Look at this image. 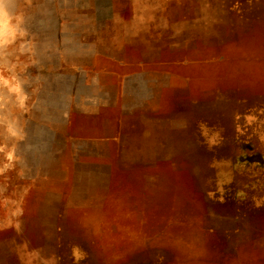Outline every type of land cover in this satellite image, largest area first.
<instances>
[{"label": "rangeland", "instance_id": "obj_1", "mask_svg": "<svg viewBox=\"0 0 264 264\" xmlns=\"http://www.w3.org/2000/svg\"><path fill=\"white\" fill-rule=\"evenodd\" d=\"M0 7V264H264V0Z\"/></svg>", "mask_w": 264, "mask_h": 264}, {"label": "crops", "instance_id": "obj_2", "mask_svg": "<svg viewBox=\"0 0 264 264\" xmlns=\"http://www.w3.org/2000/svg\"><path fill=\"white\" fill-rule=\"evenodd\" d=\"M220 59L224 60V57H220ZM230 82H231V70L228 71V67L225 66L224 74H223V86L225 87V91L227 89V91H228L227 93H229V94L231 92V90L229 91ZM212 83H213V85L211 87H212L213 91L215 92V94L222 92L221 88H219V84L215 80H213ZM215 104H216V101L212 100V101H210L209 106L207 108L214 109V107H215L214 105Z\"/></svg>", "mask_w": 264, "mask_h": 264}, {"label": "clouds", "instance_id": "obj_3", "mask_svg": "<svg viewBox=\"0 0 264 264\" xmlns=\"http://www.w3.org/2000/svg\"><path fill=\"white\" fill-rule=\"evenodd\" d=\"M0 4H2V0H0ZM8 21L5 18V13L2 7H0V37L4 35V30L7 27Z\"/></svg>", "mask_w": 264, "mask_h": 264}]
</instances>
